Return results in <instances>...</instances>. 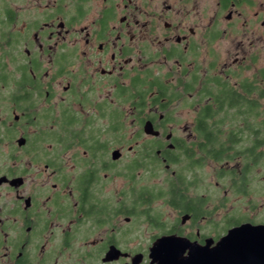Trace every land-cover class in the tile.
<instances>
[{"label": "flooded vegetation", "instance_id": "obj_1", "mask_svg": "<svg viewBox=\"0 0 264 264\" xmlns=\"http://www.w3.org/2000/svg\"><path fill=\"white\" fill-rule=\"evenodd\" d=\"M263 14L262 0H0V264H159L166 237L180 261H201L243 225L255 229L234 242L264 264V211L214 221L213 198L188 195L218 162L200 110L227 91L264 100L239 79H261ZM127 107L139 128L125 151L112 129ZM259 166L223 177L236 197Z\"/></svg>", "mask_w": 264, "mask_h": 264}, {"label": "rangeland", "instance_id": "obj_2", "mask_svg": "<svg viewBox=\"0 0 264 264\" xmlns=\"http://www.w3.org/2000/svg\"><path fill=\"white\" fill-rule=\"evenodd\" d=\"M264 4V0H262ZM264 15V14H263ZM262 33V41H261V62H260V68L264 70V28L261 29ZM260 45V44H259ZM220 56H219V61H225L228 62L229 59L224 55L223 50H219ZM257 69V66H256ZM255 71L250 70L249 72L245 73H240L239 79H246L248 81H254L255 84L259 87V89L262 90V93L264 95V82L262 78L260 79L259 76L254 74ZM232 83V82H231ZM258 89V88H257ZM258 89V90H259ZM248 97V96H247ZM256 98V95L251 94L249 95V99H254ZM256 107V106H255ZM257 107L255 110H253V117H250L248 121H251V123L254 125V128H259L262 121L264 120V100H261L260 104H257ZM178 112L180 111L181 116H187L190 117L191 112L188 111V109L185 108H177ZM123 111L124 113V120H125V125L122 127V130L120 131L121 133V139H119V142L125 143L128 145L124 147L125 151L127 150L128 146H133V140L132 138L134 135H132L133 132H136L139 128L138 124L136 122L131 124V112L132 110L127 107L124 108ZM228 111V116H234V113L236 110L231 109L227 110ZM224 113L220 114L218 117H215V120L217 122L223 121L224 124L222 125V128L225 131H228L230 127L231 121L233 123H237L241 120L239 117H233V118H224L223 116ZM225 114V115H227ZM183 118V117H182ZM235 118V119H234ZM234 119V120H233ZM254 119V120H253ZM240 127L244 128L243 123L239 124ZM101 126H104V123H101ZM233 127V126H232ZM123 134V135H122ZM247 134V133H245ZM249 138H245V140H242L240 143V149L243 146L249 145ZM242 145V146H241ZM78 147V146H75ZM239 156L234 157V160L230 161L228 164V168H224L223 164L226 161L222 162H210L207 161L204 166L197 170L195 177L191 181V184L188 185L189 188L191 186V190L189 191L188 195H193V191L196 192V195H210L212 199V204L210 205V210L213 211V219L214 221H217L221 218H223L226 214L232 213L234 211H242L243 213H249V212H254L256 210H259L261 212L264 211V197H258L255 196L253 197L251 194H253V189L255 183L258 184L261 188L264 189V167L257 168L259 171H254L251 172L249 175V180H250V188H249V197L243 198V197H236L238 194L234 193L233 187L229 184V180H225L226 178H223L224 176H228L229 172L238 170L237 165L239 164H245V160L243 158L238 159ZM230 170V171H229ZM242 170V167H241ZM136 174V173H135ZM164 174L161 171H157V176L152 177L153 180H160L164 179ZM160 176V177H159ZM187 176V175H186ZM142 177V176H141ZM226 192V194H225ZM225 194V196H224ZM255 208V210L253 209ZM162 207L160 206V209Z\"/></svg>", "mask_w": 264, "mask_h": 264}, {"label": "trees", "instance_id": "obj_3", "mask_svg": "<svg viewBox=\"0 0 264 264\" xmlns=\"http://www.w3.org/2000/svg\"><path fill=\"white\" fill-rule=\"evenodd\" d=\"M261 78L264 82V70ZM222 96V100L221 97L218 98V104L215 107H205L199 112L197 131L202 134V141H205L202 146L203 150L206 151V149L210 148L209 152H212L213 159L218 162L232 161L234 157L239 156L245 160L246 166H253L257 162L264 164V151H262L264 150V120L260 127L256 129L251 121H248L250 117L254 118L253 110L258 107H255L252 102L243 101L238 97L233 98L228 91L223 92ZM231 109L236 110V112L234 116L229 117L227 110ZM222 113H224V118L239 117L241 120L237 123L231 121L228 131H225L222 128L225 123L224 120L219 122L215 120V117ZM240 123H243L244 128L240 127ZM121 129L122 127L119 123L117 129L112 130L119 132ZM257 133H261V136H257ZM246 137H250L249 145L240 149V142L245 140ZM260 148L262 149L261 151H259ZM246 171L248 172L250 169L246 168Z\"/></svg>", "mask_w": 264, "mask_h": 264}, {"label": "water", "instance_id": "obj_4", "mask_svg": "<svg viewBox=\"0 0 264 264\" xmlns=\"http://www.w3.org/2000/svg\"><path fill=\"white\" fill-rule=\"evenodd\" d=\"M144 132L150 135H157V133L153 131L152 125L149 122L144 125ZM117 157H119V152L115 151L113 153V158H117ZM254 229L255 228H253L250 225H243L233 229L232 231L229 232V235L225 239H222L218 243L217 248L214 249L210 257L201 258V261H197V257L196 260L193 261H184V260L180 261L176 257V253H175L174 237H166L157 240L154 247L155 248L154 251L155 252L157 251L156 254L160 258L159 264H226L227 257H230V259L233 260V263L231 262L232 264H250L249 261L250 262L252 261L249 259L251 257L249 254V251L251 252V247H249L248 245L240 246L239 242H234V241L235 240L238 241L237 239L242 237L243 235L251 236L252 231ZM232 242L234 243L232 244ZM230 243L231 245H228ZM168 248L170 249V251ZM242 251H244V255L240 254ZM192 252L196 253L197 251L196 252L192 251ZM197 253L199 254L201 252H197ZM243 256H244V260H243ZM227 264H230V262H228Z\"/></svg>", "mask_w": 264, "mask_h": 264}]
</instances>
